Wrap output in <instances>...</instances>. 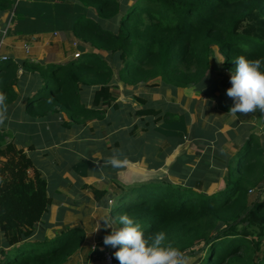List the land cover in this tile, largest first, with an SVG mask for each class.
I'll return each instance as SVG.
<instances>
[{"label":"trees","instance_id":"obj_1","mask_svg":"<svg viewBox=\"0 0 264 264\" xmlns=\"http://www.w3.org/2000/svg\"><path fill=\"white\" fill-rule=\"evenodd\" d=\"M0 1L8 7L14 2ZM126 1L59 0L58 22L83 48L81 55L65 64L0 61V95L5 97L0 113L25 95L31 118L63 114L84 124L117 107V83L162 84L174 91L202 87L216 58L214 48L223 61L219 67L229 73L235 69L233 57L264 60V0H131L129 6ZM20 18L14 28L30 29L19 33V40L30 42L34 33L48 30L42 19ZM89 92L88 108L82 95ZM159 114L144 105L135 111L139 117ZM136 132L134 127L130 135ZM9 136L0 128V264H87L94 250L83 228L66 226L52 239L45 236L52 205L47 181ZM262 154L257 137L249 135L228 162L225 188L212 195L196 179L189 186L163 181L120 186L119 194L110 193L106 184L87 188L96 201L110 196L109 216L127 214L141 224L145 237L164 233V243L184 253L189 264H264ZM117 250L111 254L119 263L113 256Z\"/></svg>","mask_w":264,"mask_h":264},{"label":"crops","instance_id":"obj_2","mask_svg":"<svg viewBox=\"0 0 264 264\" xmlns=\"http://www.w3.org/2000/svg\"><path fill=\"white\" fill-rule=\"evenodd\" d=\"M61 14L59 0H14L13 5L9 7L0 1V57H6L15 62L29 60L44 64H65L71 61L66 58V54L72 51V59L73 54L76 51L80 52L81 49L72 47L75 39L70 36L69 32H64L58 22ZM19 18L22 20L42 19L48 23V30L43 33H34L30 42L19 40L17 35L27 34L30 29L20 27L16 30L14 23ZM12 19L13 22L10 23ZM1 35L5 38L2 39ZM226 80L221 83L222 88L212 87V94L209 96L211 98L203 101H197L193 99V96L205 95L202 88L205 83L201 84L202 87L175 91L162 84L149 88L144 84L132 87L117 83L120 90L117 107H107L104 116L99 120H87L79 125L69 121L67 126L62 125L65 120L63 114L48 118L29 117L24 107L25 95H22L19 102L3 115V118L7 120L0 123V128L9 132L10 140L32 159L36 154L37 162L34 159L33 161L47 181L48 195L52 200L45 236L52 239L66 226L71 228L79 226L86 232L85 242L91 244L94 250L87 264H104V252L111 251L113 248L104 246L103 237L107 232L110 233L111 229L102 227L99 231L95 232V230L98 221L109 217L107 200L111 202V198L107 195L105 200L96 201L90 188L87 187L94 184H106L110 185V193H118V187L124 186V182H121L122 178L120 179V176L116 174L120 168L115 169L105 164L108 153L114 151L119 153L121 159L127 160L126 164H137L142 168L146 167V170L164 173L163 177L153 182L163 181L189 186L193 185L191 180H200L201 190L207 195L220 192L225 188L224 178L228 162L242 148L249 135L257 137L264 161V113L257 111L248 114V125L224 114L232 105V100L226 96ZM157 90L167 92L174 100L177 99L178 107H181L184 117L189 116V113L195 109L196 120L200 124L206 123L205 127L212 130V136L208 137L207 142L203 140L201 125L194 133L187 131L188 141L172 143L169 130L173 127L164 125V123L151 127V122L154 124L161 122V120L158 122L155 120L165 115L163 109H168L170 106L174 108L173 105L167 106V103H162L163 100L161 101V95L157 93ZM30 95L31 93L27 96ZM137 96L142 98L144 108L160 110L158 117L135 116V111L143 108V105L139 104L138 108H133L130 103H125L124 99L135 100ZM147 96L149 99H146ZM83 98L82 100L89 108L91 93H85ZM238 116H240L239 113L236 117ZM236 121L239 122L237 126ZM134 127L137 128V132L131 136L130 131ZM144 128L147 130L143 132ZM14 129L20 134H14ZM185 129L182 126V129L178 131L183 132ZM27 132L36 139L35 144L27 146L22 141L20 142ZM55 135H58V138H55ZM6 140L9 139L6 138ZM84 144L89 145L90 149L89 156L84 161L88 164L87 172H70L69 168L67 170L58 169L59 171L55 169L54 173H50L49 169L44 170V167L49 168L46 157L51 151L57 156L52 163L57 164L64 161L66 163L67 160L64 157L75 155L79 146L83 148ZM94 146L96 149L93 148ZM29 147L33 149L28 150ZM180 151L186 152L176 157L171 167H165V160L173 158ZM101 169L104 171L100 172ZM150 179L155 180L144 178L145 181ZM262 186L264 190V184ZM100 223L103 224L102 221ZM111 227L116 229L115 224ZM29 241L32 242L33 239Z\"/></svg>","mask_w":264,"mask_h":264},{"label":"clouds","instance_id":"obj_3","mask_svg":"<svg viewBox=\"0 0 264 264\" xmlns=\"http://www.w3.org/2000/svg\"><path fill=\"white\" fill-rule=\"evenodd\" d=\"M233 63L235 69L230 72L229 79L231 87L226 90V96L233 102L228 113L233 116L257 111L264 113V71H261L264 60H249L244 56H237L233 57ZM4 99L5 97L0 95V104H3ZM2 119L3 114L0 113V122ZM126 163L127 160L121 159L117 152L105 161L106 165L115 169L123 167ZM100 221L103 222L102 225ZM100 221L95 232L102 227L111 229L110 233L103 237V244L106 247L118 248L113 256L119 264H189V258L184 253L170 243H164V233L145 237L141 224L127 214L109 216ZM112 224H118L119 227L113 229Z\"/></svg>","mask_w":264,"mask_h":264},{"label":"rangeland","instance_id":"obj_4","mask_svg":"<svg viewBox=\"0 0 264 264\" xmlns=\"http://www.w3.org/2000/svg\"><path fill=\"white\" fill-rule=\"evenodd\" d=\"M120 1L123 2L124 0H120ZM125 4L127 6H129L131 4V0H127ZM1 38L4 39L5 36L1 35ZM65 48H67V47H65ZM80 49L83 50L82 47H80ZM214 50H215L214 54H215L216 58L212 59L211 72L207 76L206 80L204 81L205 84L202 87L203 90L205 91V93H204L205 95L193 96V99L195 98V99H197V101H203L204 99H208V98L210 99L211 97H209V96L212 94V87L214 88V86H215V87L222 88L221 83H223L226 79H228L230 77L229 72L223 71L219 67V63L221 62V58L218 55V53L216 52L215 48H214ZM71 53H72V51H70L69 53L66 54L67 59L71 60ZM98 54L102 57L105 56V53H98ZM104 58H106V57H104ZM114 72H116V70H114ZM189 90L193 91L192 89H189ZM157 91H158L157 93L159 95H161V101L163 100L162 103H164V102L167 103V106L173 105L175 109L171 108L172 106L168 107V109H163V112H164L163 114H166L168 112L171 115L168 118L163 117L161 122L158 124H154L153 122H151L150 123L151 127L159 126L161 123H164V125H167V126L170 125L171 127H173L172 129L169 130V133L171 134V143H172L174 141L175 142H179V141L186 142V141H188L189 140V134L187 133V131H191L194 133L197 131V127L199 125H201L203 127V129H202L203 140H206V142H207L208 137L212 136V130L209 129L208 127H205L206 123L202 122L200 124L196 120V118L194 116V115H196L195 109L189 113V116L184 117L183 114L181 113L182 112L181 107H178V102L176 101L177 99L174 100V98L170 97V94H168L167 92H160V90H157ZM191 93H193V92H191ZM83 96H84V94L82 95V98H83ZM146 99H149V97L147 96ZM83 100H84V98H83ZM124 101H125V103H130L133 106V108H136V107L138 108L140 106L139 104L144 105L141 102L142 98L138 97V96L136 97L135 100L124 99ZM167 106H164V107H167ZM231 106L232 105H230V107ZM153 108H155V107H153ZM196 110H197V108H196ZM228 112H226L224 114L231 116L233 119H237V121L241 122L242 124L248 125V114L247 115L240 114V116H238V118H237L236 116H233L231 113H228ZM197 116H199V115H197ZM64 117H65L64 118L65 121L68 123L69 120L67 119V117L65 115H64ZM6 120H7L6 118H3L2 122H6ZM237 121L235 123L236 126L239 124V122H237ZM80 124H82V123H80ZM76 125H79V124H76ZM182 126L186 128L185 131H183V132L178 131V129H180V128L182 129ZM14 134L19 135L20 132H18L16 129H14ZM182 134H184V135H182ZM29 137H30V139H27ZM8 138H11V136H9ZM55 138H58V135H55ZM21 141L23 144H26L27 146H30V145L36 143V139L33 136H30L28 132L26 134H24V138L21 139L20 142ZM208 143H210V141ZM135 145L137 146V144H135ZM82 146H83V148H81V146H79L78 151L75 155H70V156L64 157L67 160L66 163H65V161L63 163L58 162L57 164L52 163V162H54V160L56 159L57 156H56V154L54 155V153L51 151L50 154L46 157L47 162L49 163V168L44 167V170L47 171L49 169L50 173H54L53 171H55V169H57V171H59L58 169H64L65 168L64 170H67L69 168L70 172H75V171L76 172H84V173L87 172L88 171V164L84 161L87 159V156H89L88 153H89L90 149H89V145L86 146L84 144ZM93 148L96 149L95 146ZM185 152L186 151H180L178 154L174 155L173 158L170 157L171 159H166L165 160V167H167V166H168V168L171 167L172 166L171 163L174 162L176 157L182 155ZM113 153H108L109 154L108 157L111 156ZM33 159L35 162H37L36 154L33 155ZM129 160L131 161L132 159H129ZM145 168L146 167L142 168V167L138 166L137 164H135V165L126 164L125 167L123 166L122 168L118 169L116 174H118L120 176V179L122 178L121 182H124L123 183L124 189H126L132 185H135L137 183L149 182L152 180V179H150L149 181H145L144 178H147V177L155 179V180H152L151 182H149V183H152L153 181H157V179H160L161 177L164 176L163 172H160V171L153 172V171L146 170ZM164 170H166V168H164ZM102 171H104V170L101 169L100 172H102ZM113 189L115 190V187ZM115 194H119V193H115ZM252 195H254V194H252ZM261 196H262V198H264V193ZM102 199L105 200L106 197H104ZM111 203L112 202H109V200H107L108 207L111 205ZM263 248H264V245H263ZM0 258H1V256H0Z\"/></svg>","mask_w":264,"mask_h":264},{"label":"built area","instance_id":"obj_5","mask_svg":"<svg viewBox=\"0 0 264 264\" xmlns=\"http://www.w3.org/2000/svg\"><path fill=\"white\" fill-rule=\"evenodd\" d=\"M72 46L74 48H78V46L76 45V43H72ZM81 53L79 51H76L74 54H73V58H77L78 56H80ZM4 60H7L6 57H0V61H4ZM103 262L104 264H119L117 262L114 261L113 257H112V254H111V251H105L104 254H103Z\"/></svg>","mask_w":264,"mask_h":264}]
</instances>
